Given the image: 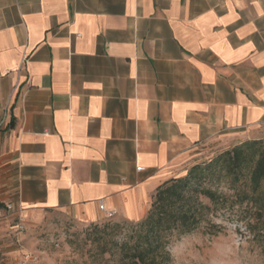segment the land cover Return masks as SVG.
I'll use <instances>...</instances> for the list:
<instances>
[{"label": "crops", "instance_id": "0c3cea01", "mask_svg": "<svg viewBox=\"0 0 264 264\" xmlns=\"http://www.w3.org/2000/svg\"><path fill=\"white\" fill-rule=\"evenodd\" d=\"M250 139L264 0H0L4 205L138 221L160 184Z\"/></svg>", "mask_w": 264, "mask_h": 264}, {"label": "rangeland", "instance_id": "374dc122", "mask_svg": "<svg viewBox=\"0 0 264 264\" xmlns=\"http://www.w3.org/2000/svg\"><path fill=\"white\" fill-rule=\"evenodd\" d=\"M215 154L198 163L207 162ZM252 213L245 198L232 212L219 210L213 214L210 219L215 227L202 223L190 232L174 235L166 246L169 259L163 264H264V241L249 225ZM22 217L21 230H16L18 220L12 217L14 235H0V264H114L121 247L131 241V221L126 219L103 217L79 223L66 214L50 211ZM208 228L215 233H209Z\"/></svg>", "mask_w": 264, "mask_h": 264}, {"label": "trees", "instance_id": "16d2710c", "mask_svg": "<svg viewBox=\"0 0 264 264\" xmlns=\"http://www.w3.org/2000/svg\"><path fill=\"white\" fill-rule=\"evenodd\" d=\"M245 198L253 209L250 228L264 241L263 139L237 143L205 163L192 165L183 177L160 184L146 215L129 222L131 241L121 247L114 264H163L169 259L166 246L174 235L190 232L202 223L215 227L210 219L213 214L232 212ZM3 206L0 202V209ZM210 228L208 232L215 233Z\"/></svg>", "mask_w": 264, "mask_h": 264}, {"label": "built area", "instance_id": "2783aa9c", "mask_svg": "<svg viewBox=\"0 0 264 264\" xmlns=\"http://www.w3.org/2000/svg\"><path fill=\"white\" fill-rule=\"evenodd\" d=\"M137 170H140V167L137 168ZM4 209L7 212V215H10L12 217L17 218L18 222L16 223V230H21L23 228V217H22V211L19 208H15L11 203H6L4 205ZM99 209L104 212L105 218H113L114 213L110 210H105L103 208V204H99Z\"/></svg>", "mask_w": 264, "mask_h": 264}]
</instances>
